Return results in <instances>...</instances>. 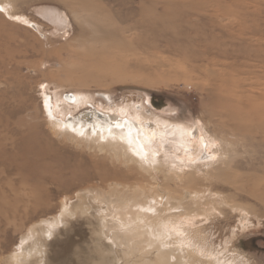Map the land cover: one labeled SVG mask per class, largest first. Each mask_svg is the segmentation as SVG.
<instances>
[{
	"label": "rangeland",
	"instance_id": "obj_1",
	"mask_svg": "<svg viewBox=\"0 0 264 264\" xmlns=\"http://www.w3.org/2000/svg\"><path fill=\"white\" fill-rule=\"evenodd\" d=\"M94 112L131 120L160 166L123 165L49 120ZM115 184L157 199L143 223L187 262L264 264V0H0V264H32L41 220L45 264H97L92 238L113 264L100 223L116 225Z\"/></svg>",
	"mask_w": 264,
	"mask_h": 264
},
{
	"label": "bare ground",
	"instance_id": "obj_2",
	"mask_svg": "<svg viewBox=\"0 0 264 264\" xmlns=\"http://www.w3.org/2000/svg\"><path fill=\"white\" fill-rule=\"evenodd\" d=\"M80 99L81 98L75 96H69L68 98L72 103H77ZM49 120L54 130L66 132L70 139L78 144H83L88 148H96L101 152H108L111 158L123 165L135 166L145 173H149L150 170H155L160 166L156 158H151L146 153L143 143L139 140V131L129 119L118 118L117 121H113L108 115L102 116L101 113L94 112L85 113L73 120L68 119L64 121L62 125L53 122L52 118ZM118 186L119 185L115 184L113 187H110L113 188V195L115 194V196L117 195L119 197L117 199H109L107 202L108 210L111 212V221L116 225H112L111 223L107 224L106 220L100 223L102 235L106 236V234H108L111 236L108 240L113 250V264L197 263L195 259H189L190 262L184 260L183 254L180 252L179 248L175 247V244L173 245V243L170 244L169 241H166L167 233L163 231L162 225L150 222L147 224L143 223L144 218L156 209L155 207L158 204L156 198L149 199L146 203L137 200L135 197L126 198L122 194L120 195L116 192ZM93 195L95 199L99 198L96 197L95 194ZM113 206H116V208L113 209ZM64 212H66L65 208H63L62 213L53 219V224L58 226L59 223H63L62 226L66 227V229L63 231L56 230L55 234L58 233L63 236H68L71 230L66 223L61 220ZM119 222L125 223L124 229L118 225ZM48 224L51 225L47 220H41L34 224L27 233V237L34 238V245H31L29 248L33 249L35 253V255L34 253L32 255L34 256V258H32V264H45L47 262L45 258L48 257V254L44 252L45 250L39 241L42 238L47 240L54 235V227H46ZM27 237H22L21 241L25 242ZM91 241V244L95 247H93V251L97 264H106L107 257L102 256L104 251L102 243L95 238H92ZM24 251L26 252L27 249ZM77 252H75L76 255ZM116 254L120 256L117 257ZM19 259V256H12L11 264H20ZM90 259L91 257L87 259L89 260L88 262H90Z\"/></svg>",
	"mask_w": 264,
	"mask_h": 264
},
{
	"label": "snow or ice",
	"instance_id": "obj_3",
	"mask_svg": "<svg viewBox=\"0 0 264 264\" xmlns=\"http://www.w3.org/2000/svg\"><path fill=\"white\" fill-rule=\"evenodd\" d=\"M203 144H204V147L206 148L207 147V144H206V142H202Z\"/></svg>",
	"mask_w": 264,
	"mask_h": 264
},
{
	"label": "clouds",
	"instance_id": "obj_4",
	"mask_svg": "<svg viewBox=\"0 0 264 264\" xmlns=\"http://www.w3.org/2000/svg\"><path fill=\"white\" fill-rule=\"evenodd\" d=\"M21 264H23V262H21Z\"/></svg>",
	"mask_w": 264,
	"mask_h": 264
},
{
	"label": "water",
	"instance_id": "obj_5",
	"mask_svg": "<svg viewBox=\"0 0 264 264\" xmlns=\"http://www.w3.org/2000/svg\"><path fill=\"white\" fill-rule=\"evenodd\" d=\"M203 155H205V154H203ZM203 155H202V156H203Z\"/></svg>",
	"mask_w": 264,
	"mask_h": 264
},
{
	"label": "flooded vegetation",
	"instance_id": "obj_6",
	"mask_svg": "<svg viewBox=\"0 0 264 264\" xmlns=\"http://www.w3.org/2000/svg\"><path fill=\"white\" fill-rule=\"evenodd\" d=\"M151 104H152V102H151Z\"/></svg>",
	"mask_w": 264,
	"mask_h": 264
}]
</instances>
